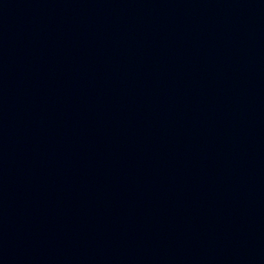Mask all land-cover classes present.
Returning a JSON list of instances; mask_svg holds the SVG:
<instances>
[{
	"label": "water",
	"instance_id": "obj_1",
	"mask_svg": "<svg viewBox=\"0 0 264 264\" xmlns=\"http://www.w3.org/2000/svg\"><path fill=\"white\" fill-rule=\"evenodd\" d=\"M0 264H264V0H0Z\"/></svg>",
	"mask_w": 264,
	"mask_h": 264
}]
</instances>
